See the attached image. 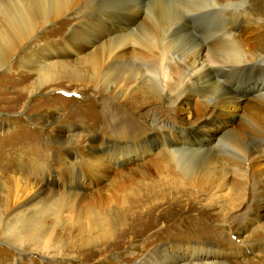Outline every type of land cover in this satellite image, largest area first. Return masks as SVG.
Returning a JSON list of instances; mask_svg holds the SVG:
<instances>
[{"label": "bare ground", "instance_id": "6f19581e", "mask_svg": "<svg viewBox=\"0 0 264 264\" xmlns=\"http://www.w3.org/2000/svg\"><path fill=\"white\" fill-rule=\"evenodd\" d=\"M211 6L210 0H0V70L13 61L24 73L35 75L29 94L61 81L94 90L97 96L106 95L103 101L110 108L125 106L132 118L104 112L111 118L109 132L81 148L88 170L62 169L67 192L55 191L50 183L36 189L27 179L19 186L20 176L13 178L19 190L13 193L14 201L9 199L6 218L0 214L3 242L23 251L29 247L49 259L62 256L64 244L71 245L77 257L100 242L106 248L126 245L165 223L162 215L175 204L177 208L187 202L183 216L201 213L211 205H196L202 194L227 202L209 217L223 221L247 197V206L230 219L233 250H221L222 243H217L218 250L211 242L175 243L168 251L161 245L141 254L134 264H261L258 253L235 258L248 257L256 251L252 241L264 240V0H251L243 13L208 10ZM119 13L132 15L131 24L114 21ZM197 29L204 31L206 47L192 33ZM162 60L169 68L166 87L146 84L144 71ZM219 73L234 74L237 79L223 78L228 85L263 77L244 103L240 92L215 79ZM157 101L158 114L148 111L143 116L151 131L137 130L142 126L134 120L136 111ZM219 113L224 121H232L213 124L211 134V119ZM47 118L51 139L71 147L74 141L61 133L59 118ZM157 145L163 153L135 173L138 176L119 171L108 177L110 169L125 168ZM83 174L92 182L91 200L97 209H79L87 202ZM243 180L252 188L235 192ZM227 186L230 192L219 194ZM110 203L118 205L113 212L104 210ZM177 209L174 216L182 211ZM64 210L69 215L62 221ZM197 219L181 223L203 224ZM65 222L77 236L63 244ZM254 226L252 236H246Z\"/></svg>", "mask_w": 264, "mask_h": 264}, {"label": "rangeland", "instance_id": "374dc122", "mask_svg": "<svg viewBox=\"0 0 264 264\" xmlns=\"http://www.w3.org/2000/svg\"><path fill=\"white\" fill-rule=\"evenodd\" d=\"M132 17L133 16L129 14L124 15L123 13H119L112 19L117 23L121 22V25H127L131 24ZM196 31L192 33L196 36L198 41H204V45L201 44L206 47L208 41L204 37V31L198 29ZM12 62L13 61L7 63L4 70H0V209H2L0 214L2 215V219L6 218V215L9 213L4 211L6 206H9V203L11 204L9 199L11 198L13 200V193L17 191V189L19 190V188L16 189L13 178L15 179L17 176H20L19 179H21V184L19 186L24 184V179H27L28 183H31V186L33 185L36 189L43 184L50 183L54 185L55 191L57 190L58 192L62 191L65 193L67 192L66 183H68V178L62 169H77L81 173L88 170L86 157H83L81 153L82 146H85L92 137H105V133L107 131L109 132L110 122L108 121L111 118H107L104 112L109 111V115L113 113L116 114L117 112V114L119 113L118 115L127 116L128 119L130 118L129 120L132 121L131 114L127 112L125 106L119 105V107L113 106L110 108L112 105L108 103L106 105L103 101L106 99L105 94L97 96L94 90L91 91V89H85L67 81H61L49 87L46 86L44 88L35 89L33 94H29V86L34 82L35 75L31 76L24 73L20 67L18 68ZM262 77L263 76L257 79L254 77L250 79L242 78L233 85L226 84L223 78H236L234 74L224 76L219 73L218 76H215V79H219L221 83L235 93L240 92V96L242 95L240 98L245 103L247 101L246 97L248 98L251 94L254 95L253 90L255 86L262 81ZM54 87L57 89H54ZM25 88L28 89L26 90ZM110 102L113 103L114 100ZM160 103L161 102L157 101L153 103L151 108L145 107L136 111V118L134 120L139 122L140 126H142L141 129L137 130L151 131L149 123H146V121L144 122L143 116L148 111V113L152 115L153 113L158 114L161 106ZM49 115L59 118L57 123L61 124V126H59V128L61 127V133L74 141L71 147L66 148L59 143H55V141L51 139L50 134H52V129L47 123V117ZM139 116H142V118H140L142 120H138ZM232 118L233 117L229 118L228 121H224L223 114H217L215 118L211 119L210 133L213 134V124L225 125V122L232 121ZM127 129L129 128L127 127ZM161 149L163 148L157 145L150 153L140 154L138 160H130L134 161V163L128 161L125 168L115 166L118 169H110L111 171H109L108 177H114L115 174L118 175L119 171L120 175H123V173L134 175L137 173L139 175L140 172L143 171L142 169L150 165L151 159L155 158L159 153H163ZM195 161L199 162L200 159L195 158ZM40 166L44 167H41L42 169L40 170ZM67 166L69 168H67ZM134 167H136V169ZM137 174L135 176H138ZM80 181L85 189L84 193H82L85 195L84 201L87 202L81 203L79 209H86L88 206L97 209V202L95 203V201L91 200V192H93L91 188L92 182L89 181L84 174L81 176ZM108 183L109 181L103 183L102 187H106ZM248 184H250L248 181H241L239 184L240 188L235 189V192L238 190L243 192L244 188L247 192L250 191L251 185ZM229 192L230 187L228 186L224 190H219V194ZM233 192L234 191H232V193ZM250 197L252 200V194ZM120 198L123 199L122 197ZM198 198L199 200H197L196 205L202 207V205L207 206L211 204L210 207L202 209L203 211L201 213H194L199 211L195 210L193 213L184 214L183 216L182 214L187 204V202H185L179 204L181 207L178 205L177 208H180L182 211H179L180 213L174 216L175 211L178 210L175 204L169 212L162 215L165 217V223L150 229L145 234H142V236L136 235L133 237V240L127 242V246L116 243L113 247L109 248V246L106 248L105 245L103 246V243L100 242L87 246V249L85 248V250L79 252L77 257V250H75L74 247L72 248L71 245L64 244L67 243L69 239H75L77 236L75 230L66 222L63 231H61L63 233L61 241L64 244L63 255L55 259L36 255L29 247H26L24 251L22 249H16L11 244L3 242L2 239L4 236L0 234V264H134L141 254H146V252L156 249V247L161 245H164L168 251L173 245L183 243L192 245V243L197 241L202 243H214L212 247L214 250H218L217 243L223 244V249L221 248V250L225 252L230 249L233 250L234 246H232V244H235L236 239L233 235L234 230L231 228V220L233 221L235 216L240 214L243 208L247 206V197L242 198L241 205L234 208L233 212L231 211V213L226 216L227 220L225 221L221 219H211L209 217L225 209L224 202L227 203L226 201L216 197L212 199L203 194ZM13 206L14 205H12L11 209ZM116 208H118V205L115 203L104 206V210L108 212H113ZM63 213L66 214H63L64 218L62 221H65L68 218L66 216L69 215V210H64ZM172 216H174V218H178L179 216L182 217L172 222L174 220ZM197 218L199 221H202L203 224L195 223L191 225L181 223L184 219H191L194 222V219ZM207 219L211 221H206ZM240 222L241 221L238 223ZM168 223H170L169 226H166ZM223 229H225L224 233H222ZM254 229H256L255 226L246 233V236L251 237ZM207 238H210V240H207ZM251 244V247H254V249L256 248L254 253L250 252L247 254L248 257H237L235 259H250L253 257L252 255L258 253V256H261V264H264V240L252 241ZM145 246L146 248L143 249ZM77 249L79 248L77 247ZM218 257L221 258V256Z\"/></svg>", "mask_w": 264, "mask_h": 264}, {"label": "clouds", "instance_id": "9594fccd", "mask_svg": "<svg viewBox=\"0 0 264 264\" xmlns=\"http://www.w3.org/2000/svg\"><path fill=\"white\" fill-rule=\"evenodd\" d=\"M210 2L212 6L207 8L208 10L215 9L225 13H243L251 7V0H223L222 3L220 0H210ZM168 74L169 68L167 62L162 60L154 67L147 68L143 76L146 84L151 83L152 85L166 87Z\"/></svg>", "mask_w": 264, "mask_h": 264}]
</instances>
